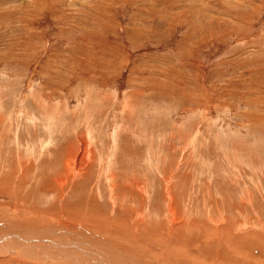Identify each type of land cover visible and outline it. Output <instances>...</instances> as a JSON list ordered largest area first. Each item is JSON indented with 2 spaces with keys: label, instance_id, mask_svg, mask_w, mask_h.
Wrapping results in <instances>:
<instances>
[{
  "label": "rangeland",
  "instance_id": "rangeland-1",
  "mask_svg": "<svg viewBox=\"0 0 264 264\" xmlns=\"http://www.w3.org/2000/svg\"><path fill=\"white\" fill-rule=\"evenodd\" d=\"M78 147L92 157L89 170L61 199L50 182ZM17 159L26 164L20 187L7 181ZM0 185V246L11 243L0 264H99L120 254L186 264L223 251L240 264L241 251L258 254L250 247L264 245V0H0ZM165 185L184 219L172 226ZM113 205H142L132 217L137 243L119 229L126 210L123 224L107 216ZM227 222L242 249L225 238ZM46 226L57 235L46 237ZM209 231L220 238L204 239ZM29 242L34 254L14 250ZM62 251L77 257L45 259Z\"/></svg>",
  "mask_w": 264,
  "mask_h": 264
},
{
  "label": "bare ground",
  "instance_id": "bare-ground-1",
  "mask_svg": "<svg viewBox=\"0 0 264 264\" xmlns=\"http://www.w3.org/2000/svg\"><path fill=\"white\" fill-rule=\"evenodd\" d=\"M81 142H83V141H81ZM83 144V143H82ZM71 145V144H70ZM79 145V144H78ZM77 149H79V147L77 148ZM83 149H84V147H83ZM64 150V149H63ZM71 150V151H70ZM66 151V150H65ZM76 151V149L75 150H73V149H69L68 151H66L67 153H65V154H63V157L62 158H60V163H62V166H60L61 167V170L60 171H57L56 173H55V177H54V179L52 180V182H50V185H52L50 188H52V190L54 189V187H55V185H57L58 186V192L60 193L59 194V196H60V198L62 199V197H63V193L64 192H66L67 191V187H68V185L69 184H71L72 182H74L75 180L74 179H76L77 178V176L79 177V176H81V175H83V173L85 172H87L88 170H86L89 166H88V163H89V160L88 159H92V157H91V155L90 154H88V150L87 151H85V149H84V153H78L79 151H80V149L76 152V153H74ZM90 151V150H89ZM91 152V151H90ZM86 154H88V157L86 156ZM19 156V155H18ZM94 157V156H93ZM90 159V160H91ZM26 160V159H25ZM88 160V161H87ZM32 161H34V160H32ZM78 161H81V164L78 162ZM84 161H87V166H86V169H85V163H84ZM30 162V161H29ZM16 163H18L17 164V166L16 167H14V169L12 170V174H10V175H12L11 177H7V181H8V183H11V178H13V181H16V180H18L19 181V183H18V185L17 186H22L21 184H23L24 182H21L22 181V179H27V175H26V177H25V170H23L24 168H25V166H26V164H25V166L23 165V162H19V160L17 159V161H16ZM15 163V164H16ZM27 163V162H26ZM31 164V163H30ZM91 165V164H90ZM9 166V165H8ZM92 166V165H91ZM112 168V167H111ZM4 173V172H3ZM8 175V174H7ZM89 176V175H88ZM6 177V176H5ZM44 177V176H43ZM41 178V179H44V178ZM95 177V176H94ZM135 177V176H134ZM50 178V177H49ZM88 178V177H87ZM113 178H114V175H109V178L107 179L108 181V184H112L113 182L115 183V181L113 180ZM45 179H47V178H45ZM73 179V180H72ZM141 179V178H140ZM163 180H165V182H166V184L168 185V180H169V178L167 177V178H164ZM2 181V180H1ZM90 181V180H89ZM146 182H148V181H146ZM15 183V182H14ZM47 183H49V182H47ZM100 183V182H99ZM116 183H117V181H116ZM127 183H128V181H127ZM126 183V184H127ZM133 183V182H132ZM142 183V182H141ZM25 184V183H24ZM74 184H76V182L74 183ZM146 184V183H145ZM144 184V185H145ZM90 185V184H89ZM130 185V184H129ZM172 185V184H171ZM170 185V186H171ZM1 186V185H0ZM19 186V187H20ZM133 186V185H132ZM136 188H141V185L139 184V183H136ZM142 186H143V184H142ZM75 187V186H74ZM79 187V186H78ZM77 187V188H78ZM88 187V186H87ZM108 187V190H109V194H110V198H111V200H113L112 199V197H111V194H118L119 192L118 191H116V192H114L113 193V188H115L116 187V189H118L117 188V186L116 185H109V186H107ZM125 186H120L119 188V190H121V189H123ZM145 187H147V186H145ZM42 188V187H41ZM164 188V187H163ZM144 189V188H143ZM165 190H164V194L163 195H161L162 196V198H163V202H164V204L166 203V208H167V210L166 209H164V211H165V215L167 216V219H168V221H169V225H175V224H177V223H179L180 221H182V220H184L183 219V217H182V214H180V212H179V209H178V206L175 204V202H176V200H175V195H174V193H173V189H171L170 187H168V186H166L165 185V188H164ZM54 190H56V189H54ZM74 190H75V188H74ZM139 190V189H138ZM140 190H142V189H140ZM169 190H171V191H169ZM12 191H13V189H12ZM21 191H22V189H21ZM25 191V190H24ZM89 191V190H88ZM128 191V190H127ZM143 191V190H142ZM249 191V190H248ZM125 192V191H124ZM132 192H133V190H132ZM145 192V191H144ZM242 192V191H241ZM9 193H10V191H9ZM14 193H16V192H14ZM122 193V192H121ZM126 193H128V192H126ZM169 193V194H168ZM264 193V192H263ZM63 194V195H62ZM71 194V193H70ZM215 194V193H214ZM124 195V194H123ZM131 195V194H130ZM135 195V194H134ZM56 196H58V195H56ZM248 196V195H247ZM249 196H250V194H249ZM248 196V197H249ZM94 196H91L90 197V199L89 200H91V201H93L94 200V198H93ZM126 197V196H125ZM130 197V196H129ZM251 197V196H250ZM27 198V197H26ZM59 198V199H60ZM110 198H109V200H110ZM97 198H95V200H96ZM222 199V198H221ZM247 199H250V198H247ZM32 200V199H31ZM243 200V199H242ZM60 201V200H59ZM248 201H250V200H248ZM247 201V202H248ZM128 202H129V199H128ZM140 202V201H139ZM177 203V202H176ZM211 204V203H210ZM251 204V203H250ZM21 205V204H20ZM244 205V204H243ZM165 206V205H164ZM90 207V206H89ZM239 207H241V206H239ZM40 208V207H39ZM67 208V207H66ZM100 208V207H99ZM125 208V209H124ZM124 208H121V207H116V206H110L109 207V211L107 212V216H109L111 219H113L114 221H116L117 223H119V224H123V223H121V221H118V214H119V212L121 211H123V210H126L127 212H126V214H123V217H124V219H125V221H128V225L126 224V223H124V224H126L127 225V228H125V229H122V226H121V228H119L120 230H123V233H128V234H123L124 236H130V238H128V240H130L132 243H137V241L139 240L138 238H141V236H142V234L140 233L141 232V229H140V225H138V223L139 222H141V221H138V223L136 224L135 222H134V220H133V222H132V219H135V218H132V217H134V216H136V215H138L141 211H143V209H142V205H141V207L139 206V208H133L132 209V207H130V206H125ZM165 208V207H164ZM244 208V207H243ZM3 209V208H2ZM6 209H8V208H6ZM76 209V208H75ZM163 209V208H162ZM241 209V208H240ZM245 209V208H244ZM78 210V209H77ZM99 210H101V209H99ZM87 211V210H86ZM95 211H96V209H95ZM95 211H94V209H92V210H90V208H89V213H84L83 214V216H84V219L85 218H87L88 219V214H93V213H95ZM131 211H132V213H131ZM4 212V211H3ZM13 212H15V211H13ZM163 212V211H162ZM240 212V211H239ZM4 213H6V212H4ZM71 213V212H70ZM69 213V214H70ZM79 213V212H78ZM98 213V212H97ZM97 213H96V215H97ZM123 213V212H122ZM23 214V213H22ZM73 214H75L74 212H73ZM164 214V213H163ZM183 214H184V212H183ZM221 214V213H220ZM14 217L13 218H15L16 216L14 215V214H12ZM70 215H72V214H70ZM20 216V215H19ZM78 216V215H77ZM184 216V215H183ZM43 217V216H42ZM73 217H76V216H73ZM79 217H81V215L79 216ZM122 217V216H121ZM219 217V216H218ZM20 219L19 217H16V219ZM41 217H39V216H34L32 219L34 220V222H38V221H43L42 219H40ZM71 218H72V216H71ZM91 218H92V216H91ZM188 218V217H187ZM217 218V217H216ZM106 219V218H105ZM224 219H226V218H224ZM223 219V217L222 218H218L217 219V221H214V224H218V223H220V222H222L221 220H224ZM250 219V218H249ZM261 219V218H260ZM3 220V218L2 217H0V221H2ZM21 220V219H20ZM110 220V219H109ZM123 220V219H122ZM186 220V219H185ZM232 220V219H231ZM234 220V219H233ZM247 220V219H246ZM19 221V220H18ZM90 220H88V222H89ZM102 221V220H101ZM136 221V220H135ZM163 221V220H162ZM187 221V220H186ZM209 221V220H208ZM250 221V220H249ZM14 221H10V223H9V225L12 227V229L13 228H15V230H17V231H24V230H29L28 228H21V225L19 226L18 224H15V223H13ZM33 222V223H34ZM96 222V221H95ZM105 222H107V221H105ZM137 222V221H136ZM184 222V221H183ZM225 222V221H224ZM234 222V221H233ZM245 222V221H244ZM8 223V222H7ZM32 223V222H31ZM99 223H100V221H99ZM98 223V224H99ZM102 223V222H101ZM112 223V222H111ZM110 223V224H111ZM208 223V222H207ZM231 223V222H230ZM238 223V222H237ZM30 224V223H29ZM183 224V223H182ZM224 224V223H223ZM227 224H228V228L227 229H225V230H227L226 231V233H227V237H225V238H228L229 239V241H230V244H231V242H234V241H236V242H240V245L238 246V249H240L241 247H242V245L245 243V241L244 240H242V239H237L238 237L236 236V234L235 233H233L231 230H235V228L233 227V229H232V226L233 225H235L234 223H233V225L231 226V224L229 225V223L227 222ZM226 224V225H227ZM259 225H261V222L260 223H258ZM258 224H256V225H258ZM262 224H264V222L262 223ZM108 225V224H107ZM113 227H112V230L116 227V228H118V227H120V225H116L115 226V224L114 223H112L111 224ZM147 224H146V222H145V226H146ZM168 225V228H167V230H170V226ZM184 225V224H183ZM209 225V224H208ZM220 225V224H219ZM225 225V226H226ZM241 226H242V224H240ZM254 225V224H253ZM2 226V225H1ZM45 226V225H44ZM144 226V225H143ZM148 226V225H147ZM164 226H165V224H164ZM180 226V225H179ZM223 226V225H222ZM237 226V225H236ZM264 226V225H263ZM63 227H65V229L67 228L66 226H63ZM100 227V226H99ZM104 227V226H103ZM102 226L100 227V228H103ZM178 227V226H177ZM177 227H175V229L177 228ZM238 227V226H237ZM145 228V227H144ZM180 228V227H179ZM212 228H214V227H212ZM216 228V227H215ZM1 229V228H0ZM54 229V228H53ZM52 229V230H53ZM55 229H58V228H55ZM61 229H64V228H61ZM148 229H150L149 227L146 229V230H148ZM181 229V228H180ZM216 229H218V228H216ZM221 229V228H220ZM237 229V228H236ZM31 230V229H30ZM116 230V229H115ZM171 230H173V228H171ZM179 230V229H178ZM209 230V229H208ZM14 230H12V232H13ZM43 233H44V235L46 234L47 236L46 237H48L49 235H57L56 233H54V232H50L51 231V228H50V226L49 227H47L46 226V228H44L43 230ZM57 231V230H56ZM60 231V230H59ZM71 231V230H70ZM74 231H76L75 229H74ZM204 231H206V230H204ZM241 231V230H240ZM253 231H255V230H253ZM261 231V230H260ZM259 231V232H260ZM7 232H8V234L9 235H11V233H9L10 232V230L9 229H7ZM36 232V231H35ZM97 232V231H96ZM113 232V231H112ZM120 231H115V235L114 236H116L117 237V234L119 233ZM143 232V231H142ZM145 232H148V231H145ZM178 232V231H177ZM14 233V232H13ZM12 233V234H13ZM15 233H17V232H15ZM25 233V232H24ZM77 233V232H76ZM175 233V232H174ZM211 232L209 231L208 233H205L204 235V239H208V240H210V239H213V241L212 242H216V240L217 239H219L220 237H219V234H220V232L218 231V233L216 234V237H218V238H215L214 237V235H213V238H211L210 236H211V234H210ZM251 233V232H250ZM254 233V232H253ZM261 233H264V231H261ZM18 234V236L19 237H21V234L20 233H17ZM27 234V233H26ZM25 234V235H26ZM30 234V233H29ZM39 234H41L40 232L39 233H35L33 236H32V238H35V237H38V235ZM91 234H93V233H91ZM99 234V233H98ZM121 234V233H120ZM165 234V233H164ZM176 234V233H175ZM257 234H258V232H257ZM5 234L4 233H1L0 232V238H1V240L0 241H3L4 239V236ZM28 235V234H27ZM42 235V234H41ZM64 235V234H63ZM87 235V234H86ZM113 235V234H112ZM238 235V234H237ZM241 235V234H240ZM239 235V236H240ZM251 235V234H250ZM253 235V234H252ZM165 236V235H164ZM181 236H183V235H181ZM244 236V235H243ZM254 236V235H253ZM31 237V236H30ZM40 237V236H39ZM56 237V236H55ZM55 237H53V238H55ZM59 237V236H58ZM63 237V236H62ZM107 237V236H106ZM148 237H150V236H148ZM148 237H144L143 238V241H145ZM201 237V236H200ZM248 237V236H247ZM258 237V236H257ZM76 238V237H75ZM75 238H70V239H67V240H69V242H70V244H73L74 242H76V240H78V239H75ZM112 238V237H111ZM119 238V237H118ZM178 238V237H177ZM249 238V237H248ZM15 239V238H14ZM62 239V238H61ZM100 239V238H99ZM119 239H121V238H119ZM118 239V240H119ZM185 239V238H184ZM264 238H262L261 237V240H263ZM20 240H22V239H20ZM31 240V239H30ZM45 240V239H44ZM44 240H42L43 242H44ZM55 240H58L57 238L55 239ZM186 240H187V238H186ZM199 240V239H198ZM250 240H253V239H251L250 238ZM249 240V241H250ZM257 242H262L260 239H255ZM260 240V241H259ZM16 241V240H15ZM19 241V240H18ZM28 241V240H27ZM59 241H61L60 239H59ZM101 241V240H100ZM105 241H106V239H105ZM110 241V240H109ZM62 242V241H61ZM113 242V241H112ZM117 242V241H116ZM251 242H254V241H251ZM251 242H248V245H247V247H246V251H248L249 249V246H251L250 245V243ZM264 242V241H263ZM32 243H34V244H30V242H29V244H30V247H23L22 245L20 246V245H18V246H20V248L19 247H15V249L14 250H17V251H19V254H34L35 253V250H36V248H37V245H36V242H32ZM42 243V242H41ZM49 243V242H48ZM101 243V242H100ZM122 243H124V244H126V245H129L130 243H128L127 241H122L121 242V246L120 247H122ZM186 243V242H185ZM255 243V242H254ZM1 244V243H0ZM95 244V243H94ZM102 244H103V242H102ZM184 244V243H183ZM9 245H11V243H8L7 245H5L4 244V247H2V246H0L1 248H0V253L1 252H5L8 248H9ZM56 245V244H55ZM86 245V244H85ZM98 245V244H97ZM117 245V244H116ZM189 245V244H188ZM202 245V244H201ZM213 245H216V243H213ZM5 246H7V247H5ZM16 246V245H15ZM44 246V245H43ZM42 246V247H43ZM54 246V245H53ZM87 246V245H86ZM94 246V245H93ZM181 246V245H180ZM210 246V245H209ZM48 247V246H47ZM89 247V246H88ZM105 247V246H104ZM202 247V246H201ZM237 247V246H236ZM41 248V247H40ZM49 248V247H48ZM51 248H52V246H51ZM57 248H59V247H57L56 246V249ZM85 248V247H84ZM89 248H91V246L89 247ZM131 248V247H130ZM154 248V247H153ZM204 248V247H203ZM258 249L259 251H258V254H256V255H254V254H252V251H251V253L249 252V253H247V252H243V251H241V253H239V254H245L242 258H243V261H241V263L240 264H264V245L263 244H260L259 246L257 245V244H255V246L253 245L252 246V248L250 247V249ZM190 249V248H189ZM195 249V248H194ZM242 249V248H241ZM41 250V249H40ZM43 250V249H42ZM46 250V249H45ZM53 250V249H52ZM146 250V249H145ZM157 250V249H156ZM155 250V251H156ZM159 250V249H158ZM221 250V249H220ZM59 251H61V250H59ZM101 252V251H100ZM208 252H209V249H208ZM215 252V251H214ZM42 254V253H41ZM52 254H53V252H52ZM99 253L97 252V255H98ZM168 253H163V255L164 256H166ZM212 254V253H211ZM227 254V253H226ZM49 255V254H48ZM103 255V254H102ZM112 255V254H111ZM115 255V254H114ZM113 255V256H114ZM147 255H149V254H147ZM168 255H170V254H168ZM202 255V254H201ZM204 255V254H203ZM214 256H213V258L212 259H209L208 258V256L207 257H205V256H203V258H207L210 262H207V261H205V260H201L200 261V263H198V261L196 262V261H192V263L188 260V259H185V262H186V264H233V263H231V261L233 260V257H231V256H228V254L227 255H225L224 254V251H223V253H221V254H213ZM113 256H112V258H113ZM195 256V255H194ZM198 256V255H197ZM210 256V255H209ZM241 256V255H240ZM46 258V260H53L54 262H56L57 263V260L58 259H60V258H64V260H65V258H70V259H72L73 257L74 258H76L77 256H69L68 254H64L63 253V251H62V253L61 254H56V255H52V256H45ZM93 257V256H92ZM104 257V256H103ZM117 257V258H116ZM114 256V259L112 260L111 258L110 259H103V262H101V260H100V262H99V264H143L142 262L143 261H140V262H134L133 261V259L132 258H130V257H128V256H126L125 254H120V256ZM141 257H143V254H142V256ZM167 257V261L169 260V259H171V260H174V259H172L171 257H174L172 254H171V257H168V256H166ZM165 257V258H166ZM80 258V257H79ZM139 258H140V256H139ZM211 258V257H210ZM83 259H85V260H87L88 258H86L85 256H84V258ZM134 259H136V257L134 258ZM141 259V258H140ZM90 260V259H89ZM94 260V259H93ZM150 260H153V258L152 259H150ZM166 260V259H165ZM67 261V260H66ZM139 261V260H138ZM178 261H180V260H178ZM63 262V261H62ZM158 262H159V260H158ZM240 262V261H239ZM238 262V263H239ZM65 263V262H64ZM87 263H88V261H87ZM90 263V262H89ZM95 263V262H94ZM152 262H150V264H151ZM153 263H155V262H153ZM162 263V262H161ZM179 263H181V264H183V262H182V260L179 262ZM237 263V262H236ZM58 264V263H57ZM66 264V263H65ZM68 264V263H67ZM75 264V263H74ZM91 264V263H90Z\"/></svg>",
  "mask_w": 264,
  "mask_h": 264
}]
</instances>
